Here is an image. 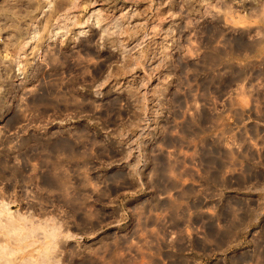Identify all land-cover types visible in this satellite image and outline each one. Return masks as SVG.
I'll return each instance as SVG.
<instances>
[{"label":"rangeland","instance_id":"1","mask_svg":"<svg viewBox=\"0 0 264 264\" xmlns=\"http://www.w3.org/2000/svg\"><path fill=\"white\" fill-rule=\"evenodd\" d=\"M263 5L0 0V264H264Z\"/></svg>","mask_w":264,"mask_h":264},{"label":"bare ground","instance_id":"2","mask_svg":"<svg viewBox=\"0 0 264 264\" xmlns=\"http://www.w3.org/2000/svg\"><path fill=\"white\" fill-rule=\"evenodd\" d=\"M262 11H264V5H263ZM262 13L264 16V12H262ZM29 141H30L29 139L22 140L21 146H26L29 143ZM36 144L38 147H40L43 144V141L41 139H38L36 141ZM59 145H60V142H58V141L54 142V148L55 149H57ZM38 150H39V148H38ZM37 152H39V151H37ZM2 161H0V168H1V162ZM10 167H11V165H10ZM13 171H14L15 176L18 177V179L23 178L22 171L20 169L14 168ZM4 172H6V171H4ZM5 174H7V172ZM3 176L8 177V175H3ZM1 177H2V175H1ZM9 179L13 180V179L8 177V180ZM4 196H5V194H0V222H1L0 223V241H3L0 243V259L2 257V255H1L2 253L3 254L5 253L7 255L11 254L15 249L14 245L17 244V241L18 242L21 241L22 238H24L27 234H30V231H32L36 227V226H34V219H33V214L35 211H32V212L29 211L27 213H24L22 211H19L18 209L12 210V208L10 207L11 202L6 200ZM34 208L37 209L36 212L38 211L39 214L42 213V210H43L42 206H37V207L35 206ZM55 209L56 210H55L53 215H51V216L49 215L48 217L43 219L47 225L51 226V229L49 231H45V238L46 239L44 241V245L40 244L37 247L35 246L34 249H32L38 255L44 254V253L48 254V255L49 254L53 255L55 248L58 244L55 231H56V229H58L64 225V221L60 220L58 217V214H57L58 207L57 206H55ZM40 218L41 217H39L38 219L41 220ZM23 230H24V232H23ZM17 231H21L22 236H20ZM14 235H17V237H15ZM69 235L70 234H67V236H69ZM33 242H37V240H32L31 242H28L26 245L30 246L33 244ZM32 257H33L32 252L31 253H24V255L21 256L18 264H38L36 261H32ZM57 261L58 260L55 259V260H53V263L57 262Z\"/></svg>","mask_w":264,"mask_h":264}]
</instances>
